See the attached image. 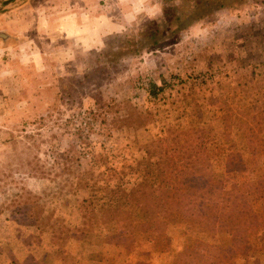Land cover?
I'll use <instances>...</instances> for the list:
<instances>
[{"label": "rangeland", "instance_id": "rangeland-1", "mask_svg": "<svg viewBox=\"0 0 264 264\" xmlns=\"http://www.w3.org/2000/svg\"><path fill=\"white\" fill-rule=\"evenodd\" d=\"M93 1L84 20L100 25L80 18L74 32L62 18L73 0H19L21 9L6 10L26 30L14 23L16 49L0 48V264H216L183 250V238L168 246L124 218L62 239L51 224H79L72 209L88 206L90 191L73 189V178L58 188V178L38 177L42 162L53 164L48 150L91 142L110 148L116 158L106 163L139 173L181 132L204 141L222 190L225 226L211 238L230 250L220 263L264 264V0ZM152 82L163 87L157 95ZM47 189L55 193L41 202ZM38 199L59 209L49 222L36 219Z\"/></svg>", "mask_w": 264, "mask_h": 264}, {"label": "trees", "instance_id": "trees-1", "mask_svg": "<svg viewBox=\"0 0 264 264\" xmlns=\"http://www.w3.org/2000/svg\"><path fill=\"white\" fill-rule=\"evenodd\" d=\"M162 90L163 87L157 83H151L152 94L157 95ZM201 118L205 119L206 116ZM200 119H194L193 123H199ZM123 124V119L114 121L118 140L125 138ZM170 142L174 145H169L161 153L155 156L148 154L142 163L143 170L139 173L133 168L118 170L111 163H106L115 159V155L109 147H101L94 142L82 149L48 150L47 155H53V164L49 168L42 162L39 179L44 181L52 176L55 178L53 181H56L58 178L59 188L61 182L73 178L72 188L88 189L92 199L88 206L72 209L80 215L79 224L74 222L70 225L67 221L64 224L62 218L56 217L60 224H51L54 232L60 238L67 239L82 225L79 229L81 237L88 238L92 224L124 218L131 220V228L150 233L152 237L164 240L168 246L175 237L183 238V250L194 251L201 256L208 255L213 263L221 264L220 260L227 257L230 250L211 238L223 233L222 227L225 226L224 219L219 215L222 190L212 181L213 171L204 141L189 142L181 132L174 135ZM98 156L103 157V162L96 160L91 168L78 169L82 158L96 159ZM242 186L245 187V184ZM45 191L43 194L36 193L41 202L45 196L55 193H50L48 189ZM27 194L30 198L32 192L27 191ZM39 199L36 219L49 222L59 209H46L42 207L45 205L41 206ZM62 202L68 204L66 199ZM72 202L76 204L75 199ZM26 208L30 209V203H26Z\"/></svg>", "mask_w": 264, "mask_h": 264}, {"label": "crops", "instance_id": "crops-1", "mask_svg": "<svg viewBox=\"0 0 264 264\" xmlns=\"http://www.w3.org/2000/svg\"><path fill=\"white\" fill-rule=\"evenodd\" d=\"M18 1L19 0H12L8 4H5L4 6H2L4 12H0V21H2L1 17L5 16L3 19V22L0 23V48H1V51H3V52H5L6 50L16 49V47H15L16 43H17L16 39L21 40V36H22L21 30L18 33H16V31H12V29H11L12 28L11 26H15L14 23H16L18 21L19 22V29L22 28V29L26 30V25L23 23L21 18L17 19L15 15H12L11 13L7 14V12H6L7 8H9V6H13V8L15 9L13 11L21 9V7H20L21 5H18L16 3ZM105 1H107L108 3L113 2V4L117 5V4H120L123 0H105ZM93 2L94 3L96 2V4H98V5L99 4L102 5V0H96ZM90 5H91L90 0H73V4L68 7V9L70 7H72V13L69 12L68 9L62 13L63 14V17H62L63 20L67 23V25L70 24V26L73 28L72 29L73 32L76 31V29H78V28L80 29L79 25H76V26L74 25V22L80 21V18H82L83 22H84L85 17L89 16V14H88L89 9H87V7L88 6L90 7ZM79 7H80V9H78ZM65 13H66V15H65ZM22 18H24V20L26 22L24 15H22ZM86 22H87V26H90V27H92V23L99 26L100 25V18L97 17V19H95V20L85 21L84 24ZM67 27H69V26H67ZM6 78H7V76L5 75V73L2 72V69H0V86H2L1 83L4 82ZM3 97L4 96L0 92V98H2V99H0V106L2 105V101L4 100ZM40 264H44V262H41Z\"/></svg>", "mask_w": 264, "mask_h": 264}, {"label": "water", "instance_id": "water-1", "mask_svg": "<svg viewBox=\"0 0 264 264\" xmlns=\"http://www.w3.org/2000/svg\"><path fill=\"white\" fill-rule=\"evenodd\" d=\"M12 0H4L3 2H2V6H4L5 4H8L9 2H11Z\"/></svg>", "mask_w": 264, "mask_h": 264}]
</instances>
